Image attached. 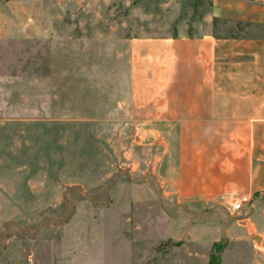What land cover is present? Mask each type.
Listing matches in <instances>:
<instances>
[{"label":"rangeland","instance_id":"rangeland-1","mask_svg":"<svg viewBox=\"0 0 264 264\" xmlns=\"http://www.w3.org/2000/svg\"><path fill=\"white\" fill-rule=\"evenodd\" d=\"M8 15L0 189L26 191V263L248 264V247L228 244L225 205L150 196V151L124 117L131 37L225 34L208 0H0V29Z\"/></svg>","mask_w":264,"mask_h":264},{"label":"crops","instance_id":"crops-1","mask_svg":"<svg viewBox=\"0 0 264 264\" xmlns=\"http://www.w3.org/2000/svg\"><path fill=\"white\" fill-rule=\"evenodd\" d=\"M207 16L226 33L212 25L131 37L124 117L150 151L149 173L160 183L150 196L213 207L224 194L250 195L225 233L229 245L248 247V264H264V0H208ZM1 20L0 34L8 35L10 16ZM10 80L0 74V88ZM242 219L263 237L260 247ZM27 233L26 191L0 189V264H27Z\"/></svg>","mask_w":264,"mask_h":264},{"label":"built area","instance_id":"built-area-1","mask_svg":"<svg viewBox=\"0 0 264 264\" xmlns=\"http://www.w3.org/2000/svg\"><path fill=\"white\" fill-rule=\"evenodd\" d=\"M250 200V195L246 193L224 194L220 198V202L232 213L242 210Z\"/></svg>","mask_w":264,"mask_h":264},{"label":"water","instance_id":"water-1","mask_svg":"<svg viewBox=\"0 0 264 264\" xmlns=\"http://www.w3.org/2000/svg\"><path fill=\"white\" fill-rule=\"evenodd\" d=\"M240 225L244 226L248 233L251 235V237L254 239L255 241V246L256 247H260V240L263 238L262 236L258 235L255 232V228L252 224V222H250L248 219H242L239 221Z\"/></svg>","mask_w":264,"mask_h":264}]
</instances>
